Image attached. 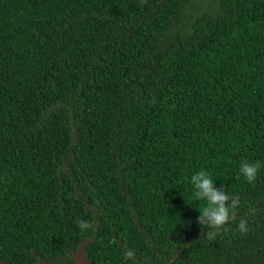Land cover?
Here are the masks:
<instances>
[{"label":"trees","instance_id":"16d2710c","mask_svg":"<svg viewBox=\"0 0 264 264\" xmlns=\"http://www.w3.org/2000/svg\"><path fill=\"white\" fill-rule=\"evenodd\" d=\"M200 169L240 200L212 240ZM82 240L85 264H264V0H0V261Z\"/></svg>","mask_w":264,"mask_h":264},{"label":"clouds","instance_id":"9594fccd","mask_svg":"<svg viewBox=\"0 0 264 264\" xmlns=\"http://www.w3.org/2000/svg\"><path fill=\"white\" fill-rule=\"evenodd\" d=\"M260 167L259 162L242 159L237 171L247 183L252 184L257 178ZM188 184L190 197L194 202H201V206L197 208L199 212L197 222L208 229L205 235L210 240L215 239L219 230L226 228L228 221L236 218L240 200L235 197L230 199V194L223 187L215 184V180L206 169L192 172L188 177ZM76 224L82 233H87L92 228L88 220L77 219ZM235 227L241 234L249 231L248 221L243 216L239 218Z\"/></svg>","mask_w":264,"mask_h":264},{"label":"water","instance_id":"95a60500","mask_svg":"<svg viewBox=\"0 0 264 264\" xmlns=\"http://www.w3.org/2000/svg\"><path fill=\"white\" fill-rule=\"evenodd\" d=\"M87 240H82L78 246V249L74 252V259L76 264H85L86 256H85V244ZM3 264H10L9 262H4ZM37 264H55L52 262H48L47 260H39Z\"/></svg>","mask_w":264,"mask_h":264},{"label":"flooded vegetation","instance_id":"af4514ba","mask_svg":"<svg viewBox=\"0 0 264 264\" xmlns=\"http://www.w3.org/2000/svg\"><path fill=\"white\" fill-rule=\"evenodd\" d=\"M4 262L0 261V264H3Z\"/></svg>","mask_w":264,"mask_h":264}]
</instances>
